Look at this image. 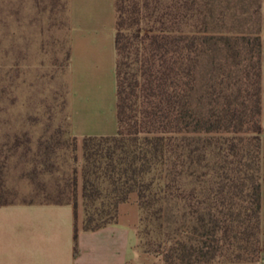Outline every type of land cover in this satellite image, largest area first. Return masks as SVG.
I'll return each mask as SVG.
<instances>
[{
    "label": "trees",
    "instance_id": "obj_1",
    "mask_svg": "<svg viewBox=\"0 0 264 264\" xmlns=\"http://www.w3.org/2000/svg\"><path fill=\"white\" fill-rule=\"evenodd\" d=\"M114 9L117 130L81 139L83 228L115 220L136 192L139 248L162 264L260 261L264 0ZM5 165L0 205L14 202L2 198ZM21 202H71L76 220V196Z\"/></svg>",
    "mask_w": 264,
    "mask_h": 264
},
{
    "label": "rangeland",
    "instance_id": "obj_2",
    "mask_svg": "<svg viewBox=\"0 0 264 264\" xmlns=\"http://www.w3.org/2000/svg\"><path fill=\"white\" fill-rule=\"evenodd\" d=\"M69 28L67 0H0V158L6 157L2 198L7 201H64L76 196L83 207L81 139H73L70 130ZM262 63L264 126V54ZM205 66L200 76L206 74ZM261 154L264 250V133ZM147 220L146 216L142 230Z\"/></svg>",
    "mask_w": 264,
    "mask_h": 264
},
{
    "label": "crops",
    "instance_id": "obj_3",
    "mask_svg": "<svg viewBox=\"0 0 264 264\" xmlns=\"http://www.w3.org/2000/svg\"><path fill=\"white\" fill-rule=\"evenodd\" d=\"M68 9L71 133L77 139L114 134V0H68ZM82 218L78 201L76 220L71 202L0 205V264H162L160 256L139 248L136 192L105 225L86 230Z\"/></svg>",
    "mask_w": 264,
    "mask_h": 264
}]
</instances>
